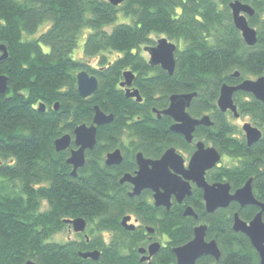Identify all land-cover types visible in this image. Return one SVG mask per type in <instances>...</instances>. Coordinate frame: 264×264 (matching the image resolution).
Returning a JSON list of instances; mask_svg holds the SVG:
<instances>
[{
  "label": "trees",
  "instance_id": "1",
  "mask_svg": "<svg viewBox=\"0 0 264 264\" xmlns=\"http://www.w3.org/2000/svg\"><path fill=\"white\" fill-rule=\"evenodd\" d=\"M232 1L125 0L115 6L107 0H0V43L8 53L0 60V75L8 76V90L0 94V264H148L139 250L151 234L147 227L154 228L153 239L166 236L152 264H177L175 247L192 240L200 222L209 225L207 237L217 241L221 258L203 256L197 264H260L249 238L233 224L235 213L249 221L260 207L232 202L209 213L195 187L167 209L154 205L151 191L132 196L131 184L120 182L137 170L139 151L155 159L171 146L192 154L194 145L170 129L174 120L156 111L166 109L173 94L196 92L190 114H208L213 125L197 127L195 136L229 158L208 171V181H228L234 191L252 178L253 192L264 202V103L245 91L234 94L240 116L263 131L251 146L232 113L217 106L222 84L264 76V0H244L256 10L249 18L258 32L252 46L233 22ZM84 34V55L75 58ZM161 37L178 46L173 74L151 65L146 54ZM82 69L100 81L96 93L84 98L77 82ZM126 70L135 75L141 101L122 86ZM95 105L114 120L98 127L96 147L87 150L75 177L70 149L58 151L54 143L90 124ZM118 148L123 162L107 166V152ZM188 205L199 219L184 215ZM131 213L140 219L132 231L121 223ZM79 216L88 221V236L57 240L72 227L66 220ZM90 250L101 252L98 260L81 255Z\"/></svg>",
  "mask_w": 264,
  "mask_h": 264
},
{
  "label": "water",
  "instance_id": "2",
  "mask_svg": "<svg viewBox=\"0 0 264 264\" xmlns=\"http://www.w3.org/2000/svg\"><path fill=\"white\" fill-rule=\"evenodd\" d=\"M113 5L122 4L125 0H107ZM230 9L233 14V22L236 28L242 32L245 43L249 46L257 43L258 32L255 27L250 24L249 18L256 14V10L251 3L244 0H234L230 3ZM178 46L168 37H161L157 40L156 45L146 47L149 53L150 64L159 65L164 70L173 74L176 69V56ZM0 60L8 57L7 47L0 43ZM232 75L240 77L239 71H235ZM135 75L132 70H126L124 73V81L122 86L126 87V94L129 97H135L141 101L140 91L133 88ZM78 93L81 97H89L96 93L99 88L100 81L96 75H91L85 69L77 74ZM8 76L0 75V94H5L8 90ZM221 91L217 102L221 112L230 111L235 117L240 116L239 107L235 102L234 94L238 91H245L252 94L258 100L264 103V76L257 78H244L237 84L224 83L221 85ZM196 92L179 93L170 96V104L163 111H156L158 116L165 114L174 120L170 129L179 135H183L185 140L192 143L195 132L199 126H212L213 119L210 115L205 114L202 117H194L190 114V105L196 96ZM56 109L59 104L56 103ZM40 111L46 110V105L40 103ZM95 116L93 121L79 124L75 129L73 136L70 133H64L55 140V147L58 151L70 149L68 163L72 165V175L76 177L78 170L86 164L87 150H93L97 143L98 127L106 125L114 120L113 113L104 112L99 105H95ZM245 139L249 146L256 144L262 139L263 131L252 122H245L242 126ZM74 145L75 147H73ZM189 159L188 165L185 163V157L178 152L175 146L168 148L160 158H148L141 151L137 153L136 164L137 170L132 173H124L120 179L121 183H129L133 187L130 195L138 196L145 190L152 192L154 205L158 207L165 206L171 209L172 199L176 198L177 202L183 203L187 197L192 196L193 185L203 190L204 203L209 213H214L217 209H227L232 202L239 203L241 207L254 205L260 207L258 213L249 221L244 220L239 213L234 215V230L246 235L255 247L258 255H260V264H264V202L256 198L253 192L252 178L247 182L232 190V184L228 181H215L211 183L207 179V171L214 169L221 162L222 153L214 145H207L205 140L196 142V149ZM124 160V155L120 148L109 151L106 154L105 164L118 166ZM184 215L192 216L199 219L191 205H188L184 211ZM132 216L127 214L122 217V225L128 230H134L136 225L131 223ZM72 226L73 231L85 232L88 227V221L83 217L70 218L66 220ZM150 232L154 228L147 227ZM209 225L206 223H198L194 230V238L186 244L176 246L174 254L177 264H197V260L203 256H212L216 262L221 258V248L215 239H208L207 230ZM86 236H88L86 234ZM162 244L154 241L148 247H140V253L143 254L141 260H150L161 249ZM101 252L98 250L81 251L84 258H93L98 260ZM25 264H36L32 260ZM151 264V262H150ZM216 264V263H212Z\"/></svg>",
  "mask_w": 264,
  "mask_h": 264
},
{
  "label": "rangeland",
  "instance_id": "3",
  "mask_svg": "<svg viewBox=\"0 0 264 264\" xmlns=\"http://www.w3.org/2000/svg\"><path fill=\"white\" fill-rule=\"evenodd\" d=\"M49 24L50 23H45V24L41 25L39 27V29H38V33L37 34L41 33L42 31H45V29H47ZM107 28L110 29L111 27H107ZM84 42H85V34L81 36L80 42L78 44V47H76L74 49L73 56L75 58H80V57H82V55H84V50H83ZM146 54H147V57H148L149 54H148L147 51H146ZM96 61H97L96 58H92L91 62H92V64L93 63L95 64ZM229 118H231L232 123L235 124L237 126V128H239L242 131L243 135H245L244 132H243L242 126L244 125L245 122H251L250 117H248L246 115L235 117L234 115L230 114ZM207 144L208 145H212L211 143H207ZM184 154H185L186 160H188L190 156L188 154H186V153H184ZM228 160L229 159L227 157H223L222 158L223 163H228L229 162ZM132 216H133L132 217L133 218V222L136 223L134 214H132ZM76 237H77V233L72 230V227H68V229L64 230L63 232H61V233H59L58 235L55 236V238L57 240L58 239L68 240V238H76ZM165 239H166V236L161 237V241L162 242H164Z\"/></svg>",
  "mask_w": 264,
  "mask_h": 264
},
{
  "label": "flooded vegetation",
  "instance_id": "4",
  "mask_svg": "<svg viewBox=\"0 0 264 264\" xmlns=\"http://www.w3.org/2000/svg\"><path fill=\"white\" fill-rule=\"evenodd\" d=\"M228 112H230V111H228ZM184 137V136H183ZM185 139V138H184ZM199 140H201V141H203L201 138H197L196 136H194V140H193V142L192 143H190V144H193L194 145V150L196 149V142H198ZM206 142V141H205ZM206 144H207V142H206ZM208 145V144H207ZM210 146H212V145H210ZM177 150H178V152H180L181 154H183L184 155V157H185V154L184 153H186V152H183V151H181V150H179L178 148H177ZM193 150V151H194ZM193 153L194 152H192V154L191 155H189L190 157L193 155ZM187 154V153H186ZM190 157H189V159H190ZM223 157H227L228 158V156L225 154V155H222V158ZM189 159L188 160H186V157H185V163H186V165H188V161H189ZM229 159V158H228ZM225 163H223V161H222V159H221V162L220 163H218V165H224ZM217 166V165H216ZM208 172V171H207ZM132 173H134V172H132ZM191 184L193 185V188H192V195H193V192H194V188L196 187V188H199V187H197V185H196V183H193V182H191ZM132 186V185H131ZM133 187V186H132ZM199 189H201V188H199ZM202 190V189H201ZM152 193V192H151ZM202 194H203V190H202ZM153 197V196H152ZM203 197H204V194H203ZM175 197H173V199H174ZM173 199H172V202H173ZM176 199V198H175ZM154 202V201H153ZM127 215V214H126ZM125 216V215H124ZM131 216H132V214H131ZM135 216V215H134ZM133 217V216H132ZM131 217V218H132ZM135 221H136V223L135 222H133V218H132V220H131V222H130V224L131 223H134L135 225H136V227L138 226V225H140V219L139 218H137L136 216H135ZM201 223V222H200ZM203 223V222H202ZM206 224V223H205ZM135 227V228H136ZM73 230V229H72ZM147 230H148V228H147ZM155 232V230L153 231V232H150L151 234L148 236V242H147V245L145 246V247H148L151 243H153L154 241H159L162 245H164V242H162L160 239H153V237H152V235H153V233ZM77 233V232H76ZM79 233H83V234H85L86 235V231L85 232H79ZM79 233H77V234H79ZM156 255V254H155ZM155 255L150 259V260H144V261H147L148 262V264H150V262H151V264H152V261H153V259H154V257H155ZM143 256V254H141V257ZM143 261V262H144Z\"/></svg>",
  "mask_w": 264,
  "mask_h": 264
}]
</instances>
